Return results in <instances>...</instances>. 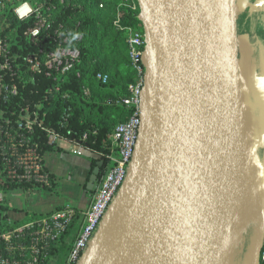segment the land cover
Instances as JSON below:
<instances>
[{
    "label": "water",
    "instance_id": "water-1",
    "mask_svg": "<svg viewBox=\"0 0 264 264\" xmlns=\"http://www.w3.org/2000/svg\"><path fill=\"white\" fill-rule=\"evenodd\" d=\"M137 1L143 127L128 177L80 264H216L221 189L249 135L238 0ZM258 228L253 264L264 209Z\"/></svg>",
    "mask_w": 264,
    "mask_h": 264
},
{
    "label": "built area",
    "instance_id": "built-area-1",
    "mask_svg": "<svg viewBox=\"0 0 264 264\" xmlns=\"http://www.w3.org/2000/svg\"><path fill=\"white\" fill-rule=\"evenodd\" d=\"M103 8L104 5H100V9ZM14 13L20 21L30 19L35 13L38 18L41 17L40 8L35 9L28 2L19 4L14 9ZM116 25L126 36L132 74V81L126 88L127 95L120 99L119 105L130 111V115L125 122L117 125L109 136L110 150L108 153L101 154L91 151L84 143L88 139L87 134L80 140L79 148L74 151V154L79 156L92 152L98 155L104 164L102 174L93 190L92 203L85 211L72 207H61L18 224L7 221V224L0 229V264H50L60 242L77 223L79 224L77 236L70 246L65 264H80L128 177L143 127L146 40L143 30L123 24L120 18L116 21ZM43 28L48 29L50 25L47 27L46 24L38 25L29 31V37L32 40L37 39ZM41 54L42 52L38 55L30 54L21 61L19 55L12 54L8 42L0 41V120L6 118V112L1 105L19 95L18 82L24 86L29 82L35 83L36 75L42 73L44 68L48 76L54 70L61 77H65L73 71L80 59V53L69 48L68 45H61L43 57ZM96 78L102 85H106L110 80V75L100 72ZM64 99H69V96H65ZM36 107L32 109L29 103L14 112L19 116L17 120L19 130L33 133L37 126L46 133L48 144L51 146L61 147V141L74 143L46 129L39 121L40 115ZM12 131V125L0 122V143L6 139L13 147L11 158L15 156L16 149L25 150L23 154L17 155L14 163L4 157L8 179L18 184L36 183L41 185V189L52 187L51 175L44 166V155L41 153L39 144L17 143L12 137ZM1 197L3 198L2 195ZM260 264H264V255L260 258Z\"/></svg>",
    "mask_w": 264,
    "mask_h": 264
},
{
    "label": "trees",
    "instance_id": "trees-1",
    "mask_svg": "<svg viewBox=\"0 0 264 264\" xmlns=\"http://www.w3.org/2000/svg\"><path fill=\"white\" fill-rule=\"evenodd\" d=\"M9 4L10 0H2ZM20 1V2H19ZM28 2L27 0H17L16 3ZM61 0H47L43 7H50V13H56V17H52L50 28H43L39 37L32 40L28 33L39 25L41 17H37L35 13L30 19L20 21L14 13V8L7 9L3 14H0V41L10 43L12 54L20 56L23 61L28 55L42 52L41 56H46L55 51L58 47L68 45L74 47L73 35L76 30H81L89 25V21H83L80 24H75L69 19L75 15L79 10L74 7L73 0H65L62 5ZM72 2V3H71ZM15 3V4H16ZM100 4V3H99ZM97 5L98 9L100 5ZM103 5V4H101ZM56 6V7H54ZM40 8L42 13V7ZM126 14L125 25L138 26L139 12H133L129 8H125ZM52 16V15H51ZM16 32L15 40L9 38V34ZM88 33L90 32L87 31ZM88 33L85 36L88 37ZM118 38H125L123 33H118ZM116 39V40H117ZM124 39V40H125ZM67 40V44L65 41ZM84 41L80 49V59L75 64L72 72L67 76L61 77L56 71H51L50 76L44 68L42 73L36 75L35 83H27L25 86L18 82L19 95L12 98L8 103H3L1 108L6 112V118L0 120L2 124L12 125V137L17 143H37L40 146L42 155L47 152H61V148L51 146L48 144L46 133L37 126L34 132L30 133L25 130H19L17 126L18 114L14 112L19 107H25L27 104L34 106L39 112V121L42 125L57 134H60L72 140L80 141L85 134L88 135L85 145L93 152L106 154L110 150L109 136L113 133L117 125L127 120L130 111L119 105L121 98L127 95V85L132 81V74L130 69L129 58L124 63L117 62V66L123 67L125 73L122 78L117 75L112 77L108 84L102 85L96 76L100 72L109 73V65L93 68L94 64L99 61V58L104 56L100 53V46L98 47L93 40L89 38ZM115 40V41H116ZM128 48V46H127ZM129 56V55H128ZM102 60V59H100ZM119 60V59H118ZM97 82L99 84H97ZM102 86V87H101ZM101 88V89H100ZM90 93H86V91ZM105 91L108 93V101L101 100L100 94ZM69 96V99H64ZM5 146V147H3ZM13 147L6 139L0 143V182L3 194L16 189H34L40 188L41 185L24 182L22 184L15 183L8 179L6 175V166L4 165V157H7L12 163L17 160V155L23 154L24 149H16L15 156L11 158ZM100 161V160H99ZM99 161L92 164V171L95 169ZM52 179V187L48 190H53L54 183ZM8 208L4 205V201L0 202V229H2L8 221ZM79 224H75L71 232L63 238L54 255L61 253L62 257L65 255V242L72 232H76ZM61 264V263H60Z\"/></svg>",
    "mask_w": 264,
    "mask_h": 264
},
{
    "label": "rangeland",
    "instance_id": "rangeland-1",
    "mask_svg": "<svg viewBox=\"0 0 264 264\" xmlns=\"http://www.w3.org/2000/svg\"><path fill=\"white\" fill-rule=\"evenodd\" d=\"M17 0H10L9 4H6L4 1L0 0V14H3L10 8H16L19 4L16 3ZM28 3L32 7H42L43 11L41 13V19L39 20V25L46 24V27L51 25L52 17H56V13H50V7H43L47 0H27ZM65 0H61L60 4ZM20 2V1H19ZM16 3V4H15ZM72 3V2H71ZM100 3V4H99ZM21 4V3H20ZM104 5L103 9H98L97 5ZM73 5L79 11L73 15L69 21H73L75 24H80L83 21H89V25L81 30H76L73 35V44L74 47H70L73 50H76L80 53L79 47H82L84 41L89 38V40H93L95 44L100 46V53L103 55V58H99V61L94 64L93 68H98L102 66L109 65L110 74L112 77L117 75V62L124 63V60L127 61L128 56V48L125 38H118V33L120 32L119 28L116 25V21L120 18L121 22L124 24L126 22V14L124 12L125 8L135 7V11L140 13V7L137 0H73ZM56 7V6H54ZM133 11V10H132ZM134 12V11H133ZM245 13V10H244ZM52 15V16H51ZM240 15V14H239ZM259 24L260 26L264 25V18L261 17ZM137 30H143L141 23L138 26H133ZM242 29V26H241ZM90 32L88 33L87 31ZM245 36L253 40V51L254 55L251 60L250 47L248 45L246 37H242V49L243 52V60H245L246 65V73H247V87L249 88L247 98L250 104V116L251 122L249 123V136L253 143L254 155L256 157L258 166L262 173V195L264 199V141L263 143L257 142L260 138L262 139V127L261 132L258 134L256 126L257 123L261 126V116L259 110V100H258V88L256 86V76L252 69V63L255 64L257 68V72L259 74V80L264 82V32H257L255 28L248 27V31H244ZM250 32V33H248ZM88 33V37L85 36ZM241 33V32H240ZM124 34V33H123ZM16 32L10 33L8 36L10 39L15 40ZM117 39V40H116ZM125 39V40H124ZM116 40V41H115ZM10 44V43H9ZM102 59V60H100ZM119 59V60H118ZM123 69V68H122ZM97 80V79H96ZM97 84H99L97 82ZM102 87V86H101ZM253 87V88H252ZM101 89V88H100ZM100 94V99L103 101L108 97V93L102 91ZM86 93H90V91H86ZM107 99L106 101H108ZM254 107V108H253ZM256 129V130H255ZM257 132V133H256ZM258 137V139H257ZM72 144H68L67 142H60V146L62 148H67ZM261 164V165H260ZM262 168V169H261ZM2 183V181L0 180ZM1 188V185H0ZM3 190L0 191V202H2ZM258 214V216H260ZM255 219L249 226H246L242 229L240 233L241 239V253L233 263L230 264H253L252 258L254 255V251L256 245L259 240L260 231L258 228V219ZM238 237V236H237ZM239 243V242H238ZM262 256V252H259V261ZM240 259V260H239Z\"/></svg>",
    "mask_w": 264,
    "mask_h": 264
},
{
    "label": "crops",
    "instance_id": "crops-1",
    "mask_svg": "<svg viewBox=\"0 0 264 264\" xmlns=\"http://www.w3.org/2000/svg\"><path fill=\"white\" fill-rule=\"evenodd\" d=\"M239 6V21L242 26V34L244 37L248 27L255 28L257 32H264V25L260 26L259 21L261 17L264 18V0H238ZM131 9L136 12L135 7ZM245 10V13H244ZM250 33V32H248ZM250 47L251 60L254 55L253 40L246 37ZM244 53V52H243ZM255 64L252 63V69L256 76V86L258 88L259 112L261 116V126L257 123L256 129L258 134L261 132L262 139L257 142L264 141V104L262 101L259 74L254 70ZM123 68V67H122ZM121 66H118L117 76L122 78L124 72ZM243 83L244 95L246 101V111L249 123L251 122L250 104L248 102L247 94L249 88L247 87V73L245 60H243ZM253 88V87H252ZM258 138V137H257ZM67 148H61V152H47L43 156L44 166L48 173L53 178V190L34 188V189H16L4 193L2 200L4 205L8 208V221L14 224L25 222L30 218L38 217L50 213L61 207H72L80 211L87 210L93 199V191L88 189L90 177L92 175V164L99 161V156L87 152L82 156L75 155L74 151L79 148L76 143ZM100 162V161H99ZM77 236V231L72 232L67 238L64 251L65 255L59 253L52 256L50 264H65L68 257L70 246ZM261 252L264 255V234L261 243ZM260 264V261H259Z\"/></svg>",
    "mask_w": 264,
    "mask_h": 264
},
{
    "label": "bare ground",
    "instance_id": "bare-ground-1",
    "mask_svg": "<svg viewBox=\"0 0 264 264\" xmlns=\"http://www.w3.org/2000/svg\"><path fill=\"white\" fill-rule=\"evenodd\" d=\"M261 183L262 173L248 135L240 145V157L235 168L228 172L220 193L222 216L215 249L216 264L233 263L240 255L242 229L264 209Z\"/></svg>",
    "mask_w": 264,
    "mask_h": 264
}]
</instances>
